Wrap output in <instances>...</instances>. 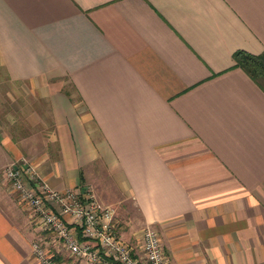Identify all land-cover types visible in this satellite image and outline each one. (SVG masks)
<instances>
[{
    "label": "crops",
    "instance_id": "0c3cea01",
    "mask_svg": "<svg viewBox=\"0 0 264 264\" xmlns=\"http://www.w3.org/2000/svg\"><path fill=\"white\" fill-rule=\"evenodd\" d=\"M240 48L264 49V0H0V264H40L38 238L69 258L4 178L22 157L155 227L172 264H264V90Z\"/></svg>",
    "mask_w": 264,
    "mask_h": 264
},
{
    "label": "built area",
    "instance_id": "2783aa9c",
    "mask_svg": "<svg viewBox=\"0 0 264 264\" xmlns=\"http://www.w3.org/2000/svg\"><path fill=\"white\" fill-rule=\"evenodd\" d=\"M3 175L31 209L38 231L57 237L68 257L83 264H172L155 227L146 225L134 240L124 237L116 226V207L101 204L93 191L53 187L23 157L8 163ZM31 246L40 264H65L47 241L34 239Z\"/></svg>",
    "mask_w": 264,
    "mask_h": 264
},
{
    "label": "trees",
    "instance_id": "16d2710c",
    "mask_svg": "<svg viewBox=\"0 0 264 264\" xmlns=\"http://www.w3.org/2000/svg\"><path fill=\"white\" fill-rule=\"evenodd\" d=\"M233 58V66L244 69L264 90V49L258 53L241 48L236 49L233 52Z\"/></svg>",
    "mask_w": 264,
    "mask_h": 264
},
{
    "label": "rangeland",
    "instance_id": "374dc122",
    "mask_svg": "<svg viewBox=\"0 0 264 264\" xmlns=\"http://www.w3.org/2000/svg\"><path fill=\"white\" fill-rule=\"evenodd\" d=\"M2 86L3 85L0 84V96L2 94ZM0 109H3L1 100H0ZM3 171H4V169H3ZM111 204L116 207L115 221H116V226H117L118 232L120 234H122L124 237H128L131 240H134L140 234V227L132 226L130 223H126L123 220V217L122 216H124V214L127 211L126 208L123 211L122 207H124V205H122L121 210L119 212L118 207L114 203H111ZM127 215H129L128 212H127ZM66 255H67V253H66ZM67 262L68 263H74V262H76L77 264H83V261L82 260H78V259L75 260V259H73L71 257H69L68 259H66V261L64 263H67Z\"/></svg>",
    "mask_w": 264,
    "mask_h": 264
}]
</instances>
